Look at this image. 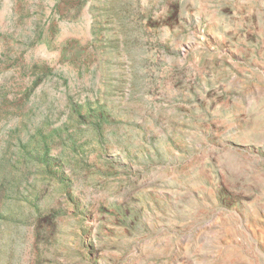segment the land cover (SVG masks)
I'll use <instances>...</instances> for the list:
<instances>
[{
	"label": "rangeland",
	"instance_id": "obj_1",
	"mask_svg": "<svg viewBox=\"0 0 264 264\" xmlns=\"http://www.w3.org/2000/svg\"><path fill=\"white\" fill-rule=\"evenodd\" d=\"M0 264H264V0H0Z\"/></svg>",
	"mask_w": 264,
	"mask_h": 264
}]
</instances>
